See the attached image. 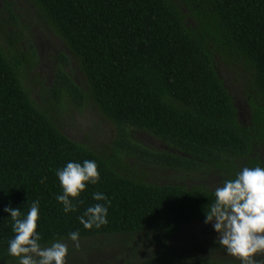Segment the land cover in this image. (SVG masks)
I'll return each instance as SVG.
<instances>
[{"label": "trees", "instance_id": "obj_1", "mask_svg": "<svg viewBox=\"0 0 264 264\" xmlns=\"http://www.w3.org/2000/svg\"><path fill=\"white\" fill-rule=\"evenodd\" d=\"M30 1L86 78L83 88L58 69L56 91L63 88L79 103L90 98L116 126V138L110 154L68 138L23 85L25 55L0 43V264H17L7 253L14 233L6 206L26 213L39 201L44 246L69 240L71 231H79V239L173 236L204 220L215 189L139 179L126 172L123 158L192 172L210 168L223 175L220 186L244 166L264 167L258 155L264 150V0ZM216 55L242 60L252 70L246 124L216 71ZM130 128L150 133L167 149L134 142ZM84 160L96 162L100 179L87 184L73 200L76 211L65 214L56 200L62 194L56 170ZM94 192L110 205L93 200ZM97 203L107 206L108 223L85 229L78 217ZM217 252H185L163 242L143 257L131 252L108 264H241Z\"/></svg>", "mask_w": 264, "mask_h": 264}, {"label": "rangeland", "instance_id": "obj_2", "mask_svg": "<svg viewBox=\"0 0 264 264\" xmlns=\"http://www.w3.org/2000/svg\"><path fill=\"white\" fill-rule=\"evenodd\" d=\"M0 43L19 56L25 55L21 69L23 85L36 105L48 112L68 138L96 152L110 154L113 151L116 126L101 113L97 105L90 98L79 103L65 93L63 88L60 93L56 91L58 69L68 73L83 88H86V78L65 42L46 24L30 0H0ZM61 55L66 57V62L61 59ZM215 64L219 77L234 101L239 121L248 123L250 114L247 95L252 70L242 60L219 55L215 57ZM130 133L132 140L142 146L153 150L167 149L163 142L144 130L130 128ZM258 155L259 159L264 160V150H259ZM123 160L128 163L126 172L135 173L139 179L157 184L200 185L214 190L220 186L223 176L210 168L192 172L145 161L134 165L132 163L136 160L131 157ZM203 221L185 225L173 236L145 232L131 236L82 238L79 239V249L74 247L72 241L64 240L61 242L66 243L69 249L66 264H108L115 260L123 261L131 252L143 257L163 242H170L185 252L190 249L217 250L219 258L241 262L219 245V237L211 224ZM252 259L257 264H264V252L253 254Z\"/></svg>", "mask_w": 264, "mask_h": 264}, {"label": "clouds", "instance_id": "obj_3", "mask_svg": "<svg viewBox=\"0 0 264 264\" xmlns=\"http://www.w3.org/2000/svg\"><path fill=\"white\" fill-rule=\"evenodd\" d=\"M62 194L56 196L65 214L76 211L73 203L87 184L95 185L100 174L94 160L83 163L69 161L56 170ZM214 200L204 211V223L211 224L219 237V245L237 257L241 264H257L253 254L264 252V167H244L234 179H227L213 192ZM95 201H107L101 192L92 193ZM12 220L13 238L7 242V253L15 257L17 264H66L68 245L60 240L48 246L41 243L37 231L39 201H33L26 213L20 208L5 207ZM108 208L105 204H94L78 217L85 229H99L108 223ZM79 231L68 233V239L79 249ZM217 238V237H216ZM216 241V239H215Z\"/></svg>", "mask_w": 264, "mask_h": 264}]
</instances>
